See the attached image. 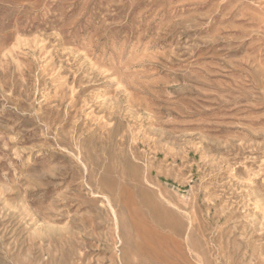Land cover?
Masks as SVG:
<instances>
[{
  "label": "rangeland",
  "instance_id": "1",
  "mask_svg": "<svg viewBox=\"0 0 264 264\" xmlns=\"http://www.w3.org/2000/svg\"><path fill=\"white\" fill-rule=\"evenodd\" d=\"M201 262L264 264V0H0V264Z\"/></svg>",
  "mask_w": 264,
  "mask_h": 264
},
{
  "label": "bare ground",
  "instance_id": "2",
  "mask_svg": "<svg viewBox=\"0 0 264 264\" xmlns=\"http://www.w3.org/2000/svg\"><path fill=\"white\" fill-rule=\"evenodd\" d=\"M113 216H114V215H113ZM113 216H112V217H113ZM197 257H198V256H197ZM197 257H196V258H197ZM198 260H199V259H198ZM123 261H124V260H123ZM200 261H202V260H199V262H200ZM126 262H127V261H126ZM197 263H198V262H197ZM121 264H122V263H121ZM201 264H202V262H201Z\"/></svg>",
  "mask_w": 264,
  "mask_h": 264
}]
</instances>
